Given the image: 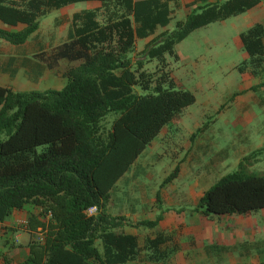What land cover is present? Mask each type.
Segmentation results:
<instances>
[{"label":"trees","instance_id":"obj_1","mask_svg":"<svg viewBox=\"0 0 264 264\" xmlns=\"http://www.w3.org/2000/svg\"><path fill=\"white\" fill-rule=\"evenodd\" d=\"M80 1L98 6L74 12L67 40L41 56L49 68L64 64L62 88L17 91L0 85V222L27 203L38 208L25 226L32 236L28 255L17 264L164 262L178 246L170 232L156 227L160 214L132 224L106 205L137 156L195 101L192 92L175 87L163 68L167 56L178 59L175 45L195 29L261 0L196 6L176 20L167 0H0V39L23 44L38 29L40 17ZM240 39L247 56L239 71L260 74L264 25L253 24ZM138 40H145L140 49ZM152 61L156 68L150 71L146 65ZM261 149L242 156L237 169L204 190L188 214L212 218L263 209L264 171L249 169ZM91 206L96 212L88 214ZM132 225L153 229V234L140 244L136 234L125 230ZM242 248L250 251L248 245ZM255 252L264 255L258 246Z\"/></svg>","mask_w":264,"mask_h":264},{"label":"rangeland","instance_id":"obj_2","mask_svg":"<svg viewBox=\"0 0 264 264\" xmlns=\"http://www.w3.org/2000/svg\"><path fill=\"white\" fill-rule=\"evenodd\" d=\"M64 22L49 30L46 28L50 23L44 24L43 34L35 40H48V51L56 48L67 39L66 29L60 27ZM218 28L219 23H212L192 31L175 46L178 59L167 56L164 70L175 80V87L192 92L195 101L174 116L144 148L118 179L114 191L128 196L129 201L125 197L129 207L136 209V214L127 217L132 224L154 214L153 205L146 207L138 202L144 199L162 195L170 205L175 203L177 209L183 208V213L171 214L170 220L160 227L172 234L178 246L174 254L179 252L184 260L200 263V256H204L203 264H259L264 255L256 254L255 247L263 248L264 244V208L212 218L188 214L204 190L222 175L237 169L239 159L257 148H262L258 160L249 169L264 171V86L251 90V86L264 82V68L258 75L240 72L238 66L245 59L243 49L234 47L231 41L218 44L207 41V38L220 39L215 37ZM63 65L60 63L61 68ZM146 66L152 71L156 62ZM45 85L42 83L37 89L48 88ZM110 119L109 116L107 121ZM33 209L31 204H25L28 217ZM137 214L140 215L136 219ZM16 220L15 231L26 229L21 219ZM133 226L128 230H136ZM153 231L138 232L139 243ZM19 241L21 238L15 243ZM211 241L223 247L217 257L210 255L209 260L206 250ZM243 244L250 251H243Z\"/></svg>","mask_w":264,"mask_h":264},{"label":"crops","instance_id":"obj_3","mask_svg":"<svg viewBox=\"0 0 264 264\" xmlns=\"http://www.w3.org/2000/svg\"><path fill=\"white\" fill-rule=\"evenodd\" d=\"M219 1L220 0H167L169 7L174 10V16H175L174 20L182 18L192 8H195L196 6H202L205 4L219 2ZM187 4L189 5V7H186ZM95 6H98L97 1H80L66 5L61 8L51 9L45 15L40 17V24L38 29L34 33H32V35H30V37L23 44L13 45L0 39V85L9 87L17 91L39 90L37 88L42 83L46 84L44 88L46 86L49 88V85H51V88H55V89L62 88V86L65 83V77L62 74V68L60 67V64L56 67L49 68L41 60L42 54L45 53L46 55H49L55 52L56 48H53L52 50L48 51L47 50L49 44L48 40H46L45 38L44 40L43 39L35 40V39L37 35L39 36L40 34L41 35L43 34L44 32L43 29L46 28L44 24H48V23H50L49 24L50 27L46 28L47 30L51 29V27L53 26H57L60 22L65 21L62 25H60V27L62 26L64 29H66L65 32L67 33L69 27L68 24H70L69 21L74 12L79 11L83 8H89ZM174 20L170 22V25L173 24ZM212 23H217V25L219 23L220 28L217 29L215 37L220 39L215 40L213 38L212 39L207 38V41H209L212 44H218L220 42H225V41L228 43L231 41L230 43L233 44L234 47L243 49L242 42L240 39V33L255 23H262L264 25V0H261L258 4L252 6L251 8L241 13L232 15L223 20L213 21L209 24ZM5 27L8 29L14 28L8 25ZM226 36H228L229 39L224 40L223 38H225ZM66 40H63L61 43H63ZM144 43L145 40L142 41L138 40L137 48L140 49ZM58 45H56L55 47H57ZM176 45H178V43ZM246 56L247 55L245 53V57ZM54 80L56 81L60 80L61 83H54L53 82ZM125 196L120 193L111 194L109 201L106 205L107 211L114 215L122 214L129 218H130V214H136V209L132 205H131L132 207H129V203H128L129 198L128 196H126L128 200L127 201ZM138 202L140 204L145 205L146 207L153 205L152 210L154 213L152 216H148V215L143 216L141 217L140 220H147V219L154 220L159 214L161 215V220L156 226L158 228H161L160 226H163L167 220H170V215L173 214L174 209L177 208V206L174 205L175 203L170 205L167 199L162 195H161L160 204L156 198L155 199L148 198L142 200L141 202L140 201ZM163 203H166L167 206H175V207H173V209H170V207H165ZM24 210L25 207L20 210H14L4 220L3 223L0 222V239H3L2 242L0 241V264H5V259L10 260L11 264H17L28 255L29 249L27 247V242L32 237L31 234L26 229H23L22 231L18 232L15 231V229L13 228L14 227L13 224L17 221L16 219L18 220L21 219V221L23 222L22 225L24 227L26 226L29 212H25ZM32 211L36 213L38 211V208H34ZM139 215L140 214H137L135 218L137 219ZM128 228L129 226H125V230L133 234H138V232H146V229H148L145 228L144 226H139L138 228L134 227L137 231L128 230ZM17 238H21L22 240L21 245H20L21 243L20 241L16 242L17 244L15 243V240ZM209 243L211 244L207 245L206 252H208L209 260H210V255H215V257H217L218 253H220L221 251V247L223 246H220L212 241ZM263 248H264V244H263ZM200 260H201L200 263L198 261L194 262L189 258L188 260L187 259L184 260L181 254L177 252L176 254H174L173 257L169 258L167 261L164 262L162 261L138 262L137 260H132L126 262L125 264H169V261L171 262V264H203L204 256L203 257L200 256Z\"/></svg>","mask_w":264,"mask_h":264},{"label":"built area","instance_id":"obj_4","mask_svg":"<svg viewBox=\"0 0 264 264\" xmlns=\"http://www.w3.org/2000/svg\"><path fill=\"white\" fill-rule=\"evenodd\" d=\"M96 212V207L95 206H91L87 209V213L88 214H93Z\"/></svg>","mask_w":264,"mask_h":264}]
</instances>
